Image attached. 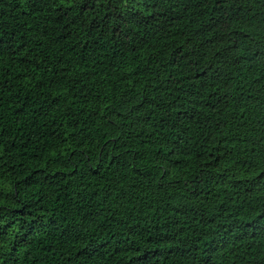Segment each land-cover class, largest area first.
I'll return each mask as SVG.
<instances>
[{"label": "trees", "instance_id": "16d2710c", "mask_svg": "<svg viewBox=\"0 0 264 264\" xmlns=\"http://www.w3.org/2000/svg\"><path fill=\"white\" fill-rule=\"evenodd\" d=\"M0 264H264V0H0Z\"/></svg>", "mask_w": 264, "mask_h": 264}]
</instances>
